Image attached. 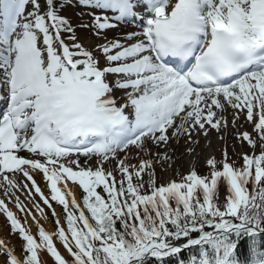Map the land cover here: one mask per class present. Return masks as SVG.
Returning a JSON list of instances; mask_svg holds the SVG:
<instances>
[{
    "label": "snow or ice",
    "instance_id": "snow-or-ice-1",
    "mask_svg": "<svg viewBox=\"0 0 264 264\" xmlns=\"http://www.w3.org/2000/svg\"><path fill=\"white\" fill-rule=\"evenodd\" d=\"M233 129L239 163L161 181ZM0 190L3 264H264V0H0Z\"/></svg>",
    "mask_w": 264,
    "mask_h": 264
},
{
    "label": "rangeland",
    "instance_id": "rangeland-1",
    "mask_svg": "<svg viewBox=\"0 0 264 264\" xmlns=\"http://www.w3.org/2000/svg\"><path fill=\"white\" fill-rule=\"evenodd\" d=\"M67 14L72 17L74 23H78L79 22L78 18L76 16V10H69V12ZM94 42H95L94 39L91 38V37L89 38V41H87V43H94ZM245 128H248L247 124H246ZM248 131H251V129L249 128ZM227 136L228 135H225V139L223 141L220 140L221 141L220 142V146L216 147V150H214L213 148H210L209 146H207V141H206L205 143H206V147L207 148L204 151H197L196 156L193 155L194 157L192 155L188 154L189 150L191 148H188L187 146H186L185 152L182 153V154H184L183 156L181 155V156L177 157V156L169 155V156L172 157V160L168 161L167 163L170 164L171 167H169L167 171H165L163 168H160V172L157 170L161 181L162 182H167L170 179L179 180L180 175H182V174L186 175L191 170H196L199 174L207 175L209 169H208L206 160L208 158H211V156L213 154H215L216 152L217 153L214 156H217V157H215L217 159V161L222 160L223 159V151L225 150V148L227 149L228 152H230L229 156L232 157L233 160L237 161V163H239L240 162V157H239V155H234V153L249 152L250 149H249V147L246 144L242 146L239 143V141H238L236 136L232 135L231 136L232 139L230 140V142H229V139H228ZM216 139L219 140V137L216 136ZM156 150L157 149H154V151H156ZM157 151H160V152L162 151V153H163L164 150L158 149ZM171 153H173V152H171ZM200 154L203 155V156L206 154L207 157L205 158V156H204V159L202 160V162L197 163L198 160H199V159H197V157L200 156ZM192 158L194 160H191ZM176 159L177 160L178 159H183V160L185 159L188 162V166L187 165H185L183 167L179 166V164L176 161ZM20 197H21L22 200H25V202H26L27 197L25 195L24 196L20 195ZM36 200L39 201V198H37ZM41 206L45 207L43 205H41ZM53 206L57 208L58 212L60 211L59 210L60 208L57 207L55 204H53ZM29 207L32 208V211L35 213L37 219L40 220L41 218L38 216V214H36L37 213L36 209L31 204H29ZM45 212L48 214V217H49V219H47V221L52 224V229L54 231L55 225L52 222L53 218L51 217V212L46 207H45ZM0 219L3 222V226H4V230H3V235L2 236H4L8 240L7 242L9 244L15 243L16 246H17V251H19L20 250L21 241L16 236H13L11 234L10 224L6 220V218H5V216L3 214H0ZM21 219L23 220L22 216H21ZM61 220H62V218H61ZM28 223H29L30 226H31V224H33V226H31V228H32L33 233H36L37 232V225L31 220H29ZM40 224L42 226L44 225V223H41V222H40ZM62 251H64V250H62ZM45 256H46L45 254H42L43 262H46V264H53V261L50 258L46 257L50 261V263H48V261L46 260ZM0 264H3L2 257H0Z\"/></svg>",
    "mask_w": 264,
    "mask_h": 264
},
{
    "label": "bare ground",
    "instance_id": "bare-ground-1",
    "mask_svg": "<svg viewBox=\"0 0 264 264\" xmlns=\"http://www.w3.org/2000/svg\"><path fill=\"white\" fill-rule=\"evenodd\" d=\"M241 123H243V120H241ZM244 130V128L243 129H241V131H243ZM222 135H224V133H217V132H215V131H212L210 134H209V137H202V136H199L198 137V139H196V140H198L199 141V143H190V142H188L187 141V139H182L180 142H176V141H171L170 142V146L167 148V149H163L162 148V150H164L163 152H167L168 153V155H172V156H177V157H179V156H183L184 154H182V153H184L185 152V149H186V146L188 147V148H191V150L192 151H189V155H194V156H196V153H197V151H204L207 147H206V141H207V146H209L210 148H213L214 150H216V147H219L220 146V142L221 141H223V139H221L220 137L222 136ZM232 135H234V136H236V132H235V129H233L232 130V133L230 134V135H228L227 137H228V139H229V142H230V140L232 139ZM216 136H218L219 137V140H217L216 139ZM237 137V136H236ZM193 140L194 141H196L195 140V137H193ZM221 140V141H220ZM175 143V144H174ZM228 143V142H227ZM218 149V148H217ZM158 150V149H157ZM156 150V151H157ZM162 152V151H161ZM170 152V153H169ZM171 152H173V153H171ZM217 153V152H216ZM215 153V154H216ZM210 154V153H209ZM215 154H213V155H215ZM193 156V157H194ZM205 156V158L207 157L206 156V154L204 155ZM204 156L203 155H201L200 154V156H198L197 157V159H199L198 160V162L197 163H199V162H202V160L204 159ZM212 157V156H211ZM213 157H217V156H213ZM196 159V160H197ZM209 159V158H208ZM207 159V160H208ZM191 160H194L193 158L191 159ZM206 160V161H207ZM176 161L178 162V164H179V166H181V167H183V166H185V165H187L188 166V162L184 159H176ZM196 163V164H197ZM160 166H159V164L157 165V170L160 172ZM38 178H39V181H40V183H44L42 180H41V177H39L38 176ZM37 182H38V180H37ZM72 191L74 192V194H75V196H76V198H77V200H78V190H77V188L76 187H72ZM22 195V196H24L25 194L24 193H18V195ZM0 197H2V190H0ZM26 203H27V200H26ZM10 207H13V211H16V209L14 208V206L13 205H10ZM19 214V213H18ZM40 221L41 222H43L44 223V227H45V229L47 230V231H49V232H51V231H53L52 230V224L51 223H49L48 221H47V219L45 220V219H40ZM3 230H4V226H3V222L0 220V233L1 234H3ZM1 236V235H0ZM1 239H3L2 237H1ZM9 246L10 247H13L14 249H15V251H16V249H17V246H16V244L15 243H13V244H9Z\"/></svg>",
    "mask_w": 264,
    "mask_h": 264
}]
</instances>
